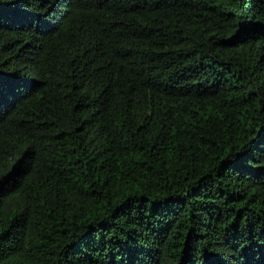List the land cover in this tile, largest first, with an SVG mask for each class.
<instances>
[{
    "label": "trees",
    "instance_id": "trees-1",
    "mask_svg": "<svg viewBox=\"0 0 264 264\" xmlns=\"http://www.w3.org/2000/svg\"><path fill=\"white\" fill-rule=\"evenodd\" d=\"M0 264H264V0H0Z\"/></svg>",
    "mask_w": 264,
    "mask_h": 264
}]
</instances>
